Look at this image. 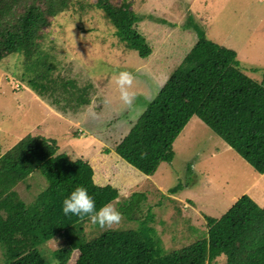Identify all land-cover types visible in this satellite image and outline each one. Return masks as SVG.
<instances>
[{
  "label": "rangeland",
  "instance_id": "1",
  "mask_svg": "<svg viewBox=\"0 0 264 264\" xmlns=\"http://www.w3.org/2000/svg\"><path fill=\"white\" fill-rule=\"evenodd\" d=\"M95 1L72 0L50 18L38 38L40 57L52 65L49 76L80 87L90 85V103L63 110L66 100L53 105L50 98L28 87V78L42 71L41 66L27 72L22 53L0 60V156L26 134H40L54 140L70 158L88 161L96 184L117 187L119 196L111 204L118 211L132 196L146 193L136 221L123 215L119 225L101 228L88 219L83 225L86 239L106 229L137 228L146 221L163 249L171 252L206 236L207 217H220L241 195L263 205L264 174L195 116L174 141L172 161L162 160L150 175L121 159L114 147L201 37L233 50L243 73L263 81L264 0H112L114 5L128 2L141 16L136 28L151 48L147 56L119 39ZM25 2L20 1L17 11ZM120 71L134 76L130 90L136 98L131 110L120 100L113 79ZM60 89L57 86L56 93ZM45 185L35 172L15 189L30 203ZM61 245L62 239L56 238L38 248L48 264H58L53 252ZM77 255L74 251L68 264H74ZM224 262L221 256L215 263ZM4 263L0 246V264Z\"/></svg>",
  "mask_w": 264,
  "mask_h": 264
},
{
  "label": "trees",
  "instance_id": "2",
  "mask_svg": "<svg viewBox=\"0 0 264 264\" xmlns=\"http://www.w3.org/2000/svg\"><path fill=\"white\" fill-rule=\"evenodd\" d=\"M20 1L0 0V60L22 53L27 59V72L41 66L42 71L28 78L27 85L38 95L50 98L53 105L66 100L63 110L90 103V85L80 87L69 79H52V65H46L39 55V32L72 0H27L17 11ZM95 6L128 48L140 56L151 53L136 28L141 16L133 13L128 2L114 5L112 0H96ZM57 86L61 88L58 93ZM67 93L75 97L66 99ZM193 116L256 172L264 174V80H252L238 67L233 50L204 37L173 70L114 151L136 170L150 175L162 160L172 161L173 143ZM35 172L46 185L26 203L15 188ZM93 176L88 161L70 158L59 151L54 140L40 134H26L5 151L0 156V246L4 264H48L38 246L56 238L62 239V245L53 252L58 264H68L74 251L78 252L74 264H216L221 256L225 258L223 264H264V204H257L246 194L220 217H207L206 236L171 252L163 249L161 239L146 221L137 228L106 229L86 239L83 225L89 218L65 215L64 198L77 185L88 190L97 209L119 196L117 187L98 185ZM132 198L119 207L128 221H136L146 193L139 192Z\"/></svg>",
  "mask_w": 264,
  "mask_h": 264
},
{
  "label": "clouds",
  "instance_id": "3",
  "mask_svg": "<svg viewBox=\"0 0 264 264\" xmlns=\"http://www.w3.org/2000/svg\"><path fill=\"white\" fill-rule=\"evenodd\" d=\"M113 79L118 87L120 100L131 110L136 98V93L130 90L134 83L133 74L129 71H120ZM62 210L65 215L71 213L78 217L87 216L91 223L98 224L101 228H112L119 225L123 219V214L111 203L97 209L96 202L88 190L80 185L64 198Z\"/></svg>",
  "mask_w": 264,
  "mask_h": 264
},
{
  "label": "crops",
  "instance_id": "4",
  "mask_svg": "<svg viewBox=\"0 0 264 264\" xmlns=\"http://www.w3.org/2000/svg\"><path fill=\"white\" fill-rule=\"evenodd\" d=\"M105 88H106V87H105ZM144 110H145V109H144ZM140 115H141V114H140ZM193 117H194V116H193ZM191 119H193V118L191 117L190 120H191ZM190 120L187 122L186 125L189 124ZM193 120H194V119H193ZM186 125H185V127H186ZM185 127H184V128H185ZM184 128H183V129H184ZM182 131H183V130H182ZM182 131H181V132H182ZM127 132H128V131H127ZM127 132H126V133H127ZM126 133H125V134H126ZM125 134H124V135H125ZM122 138H123V137H122ZM119 141H120V140H119ZM119 141H118V142H119ZM118 142H117V143H118ZM225 144H226V143H225ZM228 147H229V146H228ZM230 148H231V147H230ZM137 174H138V173H137ZM186 188H187V186H186ZM158 189L160 190V189H162V187H161V186H158ZM241 196H242V195H241ZM238 198H239V197H238ZM235 200H236V199H235Z\"/></svg>",
  "mask_w": 264,
  "mask_h": 264
}]
</instances>
